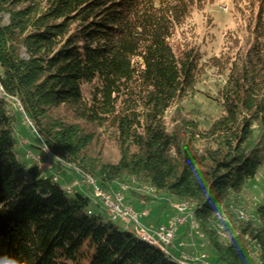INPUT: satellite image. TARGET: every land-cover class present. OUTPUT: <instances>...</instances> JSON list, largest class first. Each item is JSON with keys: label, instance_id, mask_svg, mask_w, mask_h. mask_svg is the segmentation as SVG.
<instances>
[{"label": "trees", "instance_id": "16d2710c", "mask_svg": "<svg viewBox=\"0 0 264 264\" xmlns=\"http://www.w3.org/2000/svg\"><path fill=\"white\" fill-rule=\"evenodd\" d=\"M207 1L0 0V13H9L7 25L0 16V264H180L172 250L105 220L89 198L72 195L37 164L25 167L14 152L15 101L48 156L104 190L134 177L169 193L190 204L202 230L257 175L264 164V0H231L243 41L231 35L225 51L203 59L196 34L183 28ZM207 68L225 79L220 113L201 128L181 101ZM59 106L85 124L52 118ZM95 128L116 145L115 162L92 152ZM255 213L228 243L204 231L218 264H264V199Z\"/></svg>", "mask_w": 264, "mask_h": 264}, {"label": "rangeland", "instance_id": "374dc122", "mask_svg": "<svg viewBox=\"0 0 264 264\" xmlns=\"http://www.w3.org/2000/svg\"><path fill=\"white\" fill-rule=\"evenodd\" d=\"M14 8L7 5L5 9L13 10ZM231 10V0H209L201 10L193 12L191 20L183 28L188 30L185 31V36L189 37L192 32H194V36L196 34L193 38L200 44L204 53L203 59H207L212 54H219L220 51H225L232 39L231 35L240 37L239 40L243 41V31L236 33V28L240 27V20L232 17ZM0 14L2 25H7L9 13L2 11ZM182 39L179 34L174 36L172 42L176 48ZM20 53L22 58H28L25 48L22 47ZM224 79V74L221 75L214 68H207L199 77L193 94L181 101L188 114L190 111L193 112L192 116L198 120V125L201 128L208 127L220 113L217 92ZM0 93H3L1 88ZM15 106L20 113H23L19 102L15 101ZM50 112L52 118H57V120H64L67 123L77 121L85 124L80 119L74 120L72 114L64 106L54 107L50 109ZM20 113L15 115L14 152L17 159L25 167L37 164L43 172L52 174L54 180H57L62 187L70 188L68 192H72V195H75L77 191L80 195L89 198L92 210L101 214L105 220L111 219L120 228L133 230L132 222L121 217L113 220L109 210L102 203L94 202V187L89 184L91 176L83 177L76 169L63 165L43 151L42 143L34 133L33 123ZM172 114V109L167 112L166 123H170ZM173 125L174 123H170V127ZM88 128L91 127L88 126ZM92 131L96 134V145L92 152L105 163L115 162L119 157L116 145L110 140L107 141L100 129L95 128ZM99 188L101 187L99 186ZM102 190L121 209H131L136 212L145 211L147 214L140 219V223L150 233L153 234L162 226L172 228L173 240L168 245L167 250L170 252L172 250L180 264L186 260L191 264H218L217 254L213 248H210L205 232L212 230L214 231L213 235L218 240L228 243L231 236L241 234L240 227L246 224L244 222L256 220L255 206L264 199V164L257 175L246 183L241 192L231 194L229 201L225 205H220L217 218H213L207 223L203 230L196 221L190 204L169 193L157 191L150 184L134 177L118 179L110 184L108 190ZM181 205H186L187 210H179ZM243 239L246 241L247 238L243 237ZM245 246L249 247V254L255 256L254 246L250 245L248 240L245 242ZM83 249H79L78 253H81ZM169 251L166 253H170Z\"/></svg>", "mask_w": 264, "mask_h": 264}, {"label": "built area", "instance_id": "2783aa9c", "mask_svg": "<svg viewBox=\"0 0 264 264\" xmlns=\"http://www.w3.org/2000/svg\"><path fill=\"white\" fill-rule=\"evenodd\" d=\"M89 184L94 187L93 192L96 194L98 201L105 204L106 208L112 213L116 214V218H123L133 223V229L135 232H142V228H144L141 223L140 219L146 216L147 213L136 212L131 209L129 210H122L118 206L117 203H111L109 200L106 199V195H103L99 188L95 187V182L93 179L89 178ZM167 229H172L170 227L163 226V233H155L153 232V236H147L155 241H158L160 245L163 247H168L172 243V240L167 238Z\"/></svg>", "mask_w": 264, "mask_h": 264}, {"label": "bare ground", "instance_id": "6f19581e", "mask_svg": "<svg viewBox=\"0 0 264 264\" xmlns=\"http://www.w3.org/2000/svg\"><path fill=\"white\" fill-rule=\"evenodd\" d=\"M90 179H93L94 180V178H92V177H90ZM94 182H95V187L96 188H99V186H98V184L96 183V181L94 180ZM70 189V188H69ZM69 189H67V190H69ZM99 190L102 192V194L103 195H106V199L107 200H109L111 203H115L114 201H112L111 199H110V197H109V195L106 193V192H104L101 188H99ZM93 198L95 199L94 200V202H99V203H102V202H100V201H98V199H97V197H96V194L93 192ZM104 206H105V204L104 203H102ZM106 207V206H105ZM121 209V208H120ZM122 210H125V209H122ZM126 210H129V209H126ZM179 210H187V206L186 205H181L180 207H179ZM110 212V211H109ZM142 213H146L145 211H142ZM110 216H111V218L113 219V220H116L117 218H116V214H112L111 212H110ZM155 232V231H154ZM141 239H143V240H145V241H147V242H149L150 244H153V245H157L158 247H160L162 250H164L165 252H167V251H169V250H167V247H163L162 245H160L159 244V242L158 241H155L154 239H151L150 237H147V236H153V234L152 233H150L145 227L144 228H142V232H135ZM155 233H163V226L160 228V229H158ZM173 230L172 229H167V238H169V240H173ZM170 252V251H169ZM202 257H203V255H202ZM200 260V259H199ZM181 264H191V263H189V261L188 260H186V261H183V262H181Z\"/></svg>", "mask_w": 264, "mask_h": 264}, {"label": "crops", "instance_id": "0c3cea01", "mask_svg": "<svg viewBox=\"0 0 264 264\" xmlns=\"http://www.w3.org/2000/svg\"><path fill=\"white\" fill-rule=\"evenodd\" d=\"M138 210H140V209H138ZM189 254H192V253H189Z\"/></svg>", "mask_w": 264, "mask_h": 264}]
</instances>
